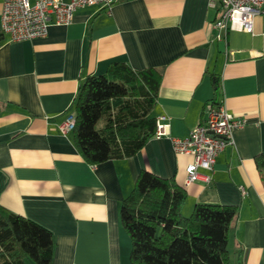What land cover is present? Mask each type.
<instances>
[{
    "label": "crops",
    "instance_id": "1",
    "mask_svg": "<svg viewBox=\"0 0 264 264\" xmlns=\"http://www.w3.org/2000/svg\"><path fill=\"white\" fill-rule=\"evenodd\" d=\"M0 0V205L54 233L53 264H130L131 239L121 206L143 170L175 177L198 203L234 205L231 264H264V14L253 32L219 38L211 0H116L110 9L78 8L70 24H51L45 37L11 40L3 32ZM114 62L163 74L154 136L136 155L89 164L74 130L62 124L76 114L82 82ZM219 81V91L215 84ZM224 105L247 123L219 154L212 181L188 186L194 160L176 152L207 116V104Z\"/></svg>",
    "mask_w": 264,
    "mask_h": 264
},
{
    "label": "trees",
    "instance_id": "2",
    "mask_svg": "<svg viewBox=\"0 0 264 264\" xmlns=\"http://www.w3.org/2000/svg\"><path fill=\"white\" fill-rule=\"evenodd\" d=\"M163 74L114 62L103 75H89L76 100L75 142L84 159L98 165L136 155L157 132ZM218 93L219 81L215 84ZM264 171V152L255 158ZM188 191L175 177L143 170L121 206L131 239L130 264H231L230 233L239 208L198 203L183 213ZM54 233L0 205V264H53Z\"/></svg>",
    "mask_w": 264,
    "mask_h": 264
},
{
    "label": "built area",
    "instance_id": "3",
    "mask_svg": "<svg viewBox=\"0 0 264 264\" xmlns=\"http://www.w3.org/2000/svg\"><path fill=\"white\" fill-rule=\"evenodd\" d=\"M116 0H3V32L11 40H33L45 37L51 24L67 25L74 19L78 8L99 6L110 9ZM211 6L218 8L219 18L215 22L220 30L219 38H225L231 30L253 32L255 18L264 14V0H211ZM157 120V137L165 135L163 121ZM247 120L237 117L224 105L207 104V116L197 125L190 135L183 139H174V148L181 154H189L194 160L187 166L186 186L203 180L212 181L211 174L201 169L214 171L217 157L233 143V133L244 126ZM77 121L75 115H69L60 124V130L68 133L74 130Z\"/></svg>",
    "mask_w": 264,
    "mask_h": 264
},
{
    "label": "rangeland",
    "instance_id": "4",
    "mask_svg": "<svg viewBox=\"0 0 264 264\" xmlns=\"http://www.w3.org/2000/svg\"><path fill=\"white\" fill-rule=\"evenodd\" d=\"M188 216H190L191 214H187Z\"/></svg>",
    "mask_w": 264,
    "mask_h": 264
}]
</instances>
